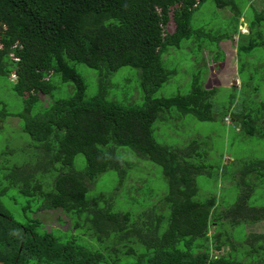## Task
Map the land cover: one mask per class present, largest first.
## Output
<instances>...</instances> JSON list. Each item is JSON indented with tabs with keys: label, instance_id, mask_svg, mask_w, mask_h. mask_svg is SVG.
Listing matches in <instances>:
<instances>
[{
	"label": "trees",
	"instance_id": "1",
	"mask_svg": "<svg viewBox=\"0 0 264 264\" xmlns=\"http://www.w3.org/2000/svg\"><path fill=\"white\" fill-rule=\"evenodd\" d=\"M205 1L0 0V76L9 78L23 102L22 109L11 111L0 99V127L19 118L17 132L29 136L23 148L29 145L33 155L32 162L10 163L7 149L0 151L8 159L2 165L6 186L0 187V264H264V233L244 229L246 222L264 220V194L256 193L264 189V157L242 162L239 197L221 209L213 195L195 199L196 175L211 174L210 143L193 138L184 145L166 144L154 137L157 121L172 127L166 119L186 114L213 119L218 88L205 87L202 72L206 62L223 61L225 53L215 44L231 38L243 12L235 0H213L231 9L232 32L193 27L192 15ZM170 19L174 29L168 32ZM261 23L264 1L247 24L249 39L238 45L236 56L264 42L261 30L251 31ZM170 47H188L201 62L187 93L154 96L175 73L163 63ZM79 64L97 72L91 94ZM122 66L139 69L130 92L140 93L141 102H125L127 90L118 95L130 86L113 81ZM56 78L69 83L72 92L54 96ZM240 107L243 113L230 106L224 116L244 134L264 138V114L257 124L260 116L249 102L241 101ZM261 108L264 103L257 111ZM78 154L85 157L83 167L75 161ZM143 159L161 167L167 184L166 194L149 208L114 210L111 195L88 188L112 171L118 176L116 192L138 191L146 178L132 170ZM89 190L94 194L88 196ZM2 196L14 203L20 198L23 221ZM56 209L69 217L70 227L45 228L38 212ZM211 224L218 225L216 231H210ZM223 247L227 250L221 253Z\"/></svg>",
	"mask_w": 264,
	"mask_h": 264
},
{
	"label": "rangeland",
	"instance_id": "2",
	"mask_svg": "<svg viewBox=\"0 0 264 264\" xmlns=\"http://www.w3.org/2000/svg\"><path fill=\"white\" fill-rule=\"evenodd\" d=\"M240 10L243 12L238 20L237 30L233 31L235 19L233 13L228 7H217L213 0H206L192 15V26L211 31L226 29L227 33L231 34V38L224 39L216 43L215 47H219L225 58L218 60V62L205 63L206 67L203 69L204 86L210 88L216 86L217 92L212 97V120H198L192 115H184L180 120L173 118L166 119L171 121L172 127H168L166 121H157L158 130L154 133L157 142L166 144L184 145L193 138L203 139L210 143L208 149L207 163H211V174L201 172L196 175V183L198 187L197 196L195 199L203 200L209 196H215L217 205L221 204V209H226L237 201L239 197V178L241 175V164L243 161L254 159L255 157H264V138L257 135H246L241 132L238 125L231 121L228 115L224 113L230 111V106L233 110H242L240 102L246 100L249 102L251 111L258 113L261 123L264 109L257 108L260 103H264V42L255 45V49L249 54L240 51L239 57L236 56L237 47L241 43L246 44L248 41L249 28L247 24L255 17V13L260 9V5L264 0H235ZM252 3V5H251ZM255 6V8H254ZM263 23L256 24L251 29L252 33L262 31V38L264 40ZM168 32L173 31L174 23L170 19L165 26ZM244 34V35H243ZM188 45H193L188 44ZM189 51V48L175 49L168 48L167 52L163 54V63L169 69H174L167 81H165L154 96L185 94L190 89L191 76L195 73L200 64V60ZM222 61V62H221ZM84 75L88 84V94L94 92L98 84V75L94 70L85 67L83 64L77 66ZM139 69L131 66L119 67L114 75L113 81H128L127 89L118 91L121 93L127 90V96L124 97L125 102H141V94L136 92L131 93L133 88L132 82L138 80ZM8 80L9 78L6 77ZM4 76H0V99L4 101L9 110H20L23 107L21 99L12 91L10 82ZM12 79L13 76L11 75ZM57 89L53 92L54 96H67L72 92V86L69 83L59 82ZM234 81V82H233ZM237 84V85H235ZM257 88L254 91V88ZM129 91V93H128ZM233 95L232 105L229 98ZM41 99L46 97L40 94ZM168 115V114H166ZM227 116V117H226ZM10 118V117H9ZM20 123L19 118L11 117L8 123L0 127V151L7 149V157L0 156V187L6 186L4 175L7 174L6 169L2 166L13 162H32L33 155L29 151V145L26 149L23 148L24 143L29 139L25 133L17 132ZM262 124V123H261ZM257 132V131H256ZM30 143V140L28 141ZM32 144V143H30ZM25 147V146H24ZM9 149V150H8ZM13 151V152H12ZM14 153V154H13ZM14 155V156H13ZM238 161H234L236 158ZM242 157V158H240ZM12 159V160H11ZM79 167L85 165V157L83 154H78L75 157ZM234 161V162H233ZM230 162V163H229ZM233 162V163H232ZM223 163L229 164L227 166ZM207 164V165H209ZM132 171H135L139 177L145 176V181L140 183L141 189L138 191L116 192L118 183V176L112 171L102 173L94 183H88V188H95V193H104L111 195L114 210H130L139 212L144 208H149L153 203L160 200L167 192V184L162 175V169L159 165L148 160L147 163L143 159L141 164L136 166ZM127 189V188H124ZM15 190L11 191L12 192ZM256 193H263L264 189H258ZM91 190L87 195L91 196ZM10 197V196H9ZM2 196L1 200L12 210L13 216L21 221L24 220V214L21 209L20 198L17 203L12 201V198ZM264 200V197L262 198ZM39 218L45 228H61L62 230L70 227L69 217L60 209L56 210H41L38 212ZM57 215H60L63 221L61 222ZM211 224L210 231H216L218 225ZM221 230V228H218ZM245 231L249 233H264V220L254 222H246L244 226ZM223 249V248H222ZM227 250V247H226ZM221 253L225 252L223 250Z\"/></svg>",
	"mask_w": 264,
	"mask_h": 264
},
{
	"label": "clouds",
	"instance_id": "3",
	"mask_svg": "<svg viewBox=\"0 0 264 264\" xmlns=\"http://www.w3.org/2000/svg\"><path fill=\"white\" fill-rule=\"evenodd\" d=\"M233 82H234V81H233ZM235 85H237V84H235ZM234 112H235V113H239V112H240V113H243L244 111H243V110H234ZM226 117H227V116H226ZM258 122H259V120L256 121L257 124H258Z\"/></svg>",
	"mask_w": 264,
	"mask_h": 264
},
{
	"label": "water",
	"instance_id": "4",
	"mask_svg": "<svg viewBox=\"0 0 264 264\" xmlns=\"http://www.w3.org/2000/svg\"><path fill=\"white\" fill-rule=\"evenodd\" d=\"M223 251H226V247H223V249H222Z\"/></svg>",
	"mask_w": 264,
	"mask_h": 264
}]
</instances>
